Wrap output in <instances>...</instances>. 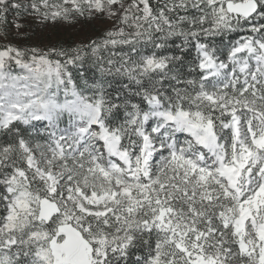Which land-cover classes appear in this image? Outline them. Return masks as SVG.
<instances>
[{"label":"rangeland","instance_id":"1","mask_svg":"<svg viewBox=\"0 0 264 264\" xmlns=\"http://www.w3.org/2000/svg\"><path fill=\"white\" fill-rule=\"evenodd\" d=\"M0 1L6 7L0 12V127L21 120L40 130H53L48 143L22 142L28 164L46 183L52 198L42 201L29 195L18 178L0 177V204L7 213L0 230L9 233L27 229L29 240L37 248L32 264H54L50 242L58 226L74 225L75 219L84 214L113 213L117 221L127 222L139 205L147 207L145 212L152 216L153 225L175 232L173 229L183 224L182 219L168 216L165 222L157 213L155 198L186 188L202 196H221L227 205L225 223L233 224L240 240L255 245L260 252L258 264H264V119L260 114L251 113L245 121L234 104L232 120L226 125L233 131L234 140L221 143L215 133L199 132L193 118L165 112L155 98L151 101L152 111L143 116L139 128L142 145L131 153L118 147V138L107 131L100 117L97 120L93 113L63 106L82 98L77 92L66 98L67 88H57L55 93L61 97L58 101L50 90L42 88L43 79L51 80L57 67L63 68L60 59L49 56L56 53L54 45L68 40L72 48L79 50L99 31L115 29L121 21L135 33L147 31L140 11L147 0ZM213 1L219 3L214 17L222 19L228 1L249 0ZM160 2L166 9L172 7L169 0ZM199 51L202 67L207 77L215 78L217 87L232 79L233 70L244 81L257 73H263L264 78V43L260 39L242 37L228 66L213 58L203 45ZM141 61L147 66L153 64L148 56H141ZM205 94L213 101L218 98L226 106L231 105L219 91ZM58 112L73 118L67 126L56 122ZM74 154L80 157L69 166L65 157ZM229 200L235 204L229 206ZM53 217L50 231L47 223ZM191 242L193 264H204L196 251L201 246ZM91 243L100 253L103 238L92 236L88 252ZM85 252L74 264H89Z\"/></svg>","mask_w":264,"mask_h":264},{"label":"trees","instance_id":"2","mask_svg":"<svg viewBox=\"0 0 264 264\" xmlns=\"http://www.w3.org/2000/svg\"><path fill=\"white\" fill-rule=\"evenodd\" d=\"M160 1L142 3V26L149 27L147 31L135 33L121 21L115 29L99 31L79 50L72 48L68 40L58 42L54 45L56 53L49 56L60 59L63 68L57 67L51 80L43 79L42 88L50 90L58 101L61 97L55 93L57 88H67L66 98L77 92L86 103L99 109L105 128L118 138V147L127 152H135L142 145L139 128L143 116L152 111L154 98H158L165 112L193 118L202 134L210 131L221 143H231L233 131L226 125L232 120L234 104L245 121L251 113L264 119L263 73L244 81L237 70L231 69L232 79L217 87L215 78L207 77L202 67L199 46L229 65L233 49L242 37L264 43V1H258V13L250 18L226 11L222 19L214 17L219 3L213 0H169V9ZM5 8L0 1V12ZM141 56L151 57L153 64L145 65ZM6 62L12 64L10 59ZM214 91L221 92L231 105L226 106L218 98L213 101L205 94ZM55 118L61 126L73 119L66 112H58ZM52 137L53 130H40L21 120L0 127V177L18 178L29 195L42 201L52 198L54 195L31 169L22 148V142L48 143ZM79 157L74 154L65 160L71 166ZM199 193L186 188L155 198L157 213L165 222L168 216L182 219L184 225L173 229L175 232L153 225L152 216L145 212L147 207L139 205L127 222L117 221L113 213L80 215L74 225L87 239L103 238L100 253L95 250V243H91V251H86L89 264H193L191 240L201 246L196 251L204 264H258L256 257L260 252L255 245L247 239L240 240L233 224L225 223L223 212L227 205L221 196ZM231 203L235 204L229 200L228 205ZM6 214L0 204V227ZM54 222L53 217L47 223L50 231ZM36 254L27 229L9 233L0 230V264H32Z\"/></svg>","mask_w":264,"mask_h":264},{"label":"water","instance_id":"3","mask_svg":"<svg viewBox=\"0 0 264 264\" xmlns=\"http://www.w3.org/2000/svg\"><path fill=\"white\" fill-rule=\"evenodd\" d=\"M226 9L229 14L250 18L258 13L259 2L257 0H249L247 2L228 1ZM60 237L64 238L62 242L58 241ZM89 244L90 242L84 233L75 225L71 223L59 225L50 242L54 264L76 263Z\"/></svg>","mask_w":264,"mask_h":264},{"label":"bare ground","instance_id":"4","mask_svg":"<svg viewBox=\"0 0 264 264\" xmlns=\"http://www.w3.org/2000/svg\"><path fill=\"white\" fill-rule=\"evenodd\" d=\"M67 105H69L68 110L77 108L81 113H93L97 120L99 119L100 114L98 109L91 104L86 103L82 98H78L77 101L73 102L71 105L66 103L63 106L67 107Z\"/></svg>","mask_w":264,"mask_h":264}]
</instances>
